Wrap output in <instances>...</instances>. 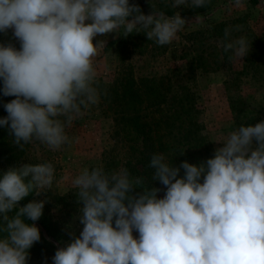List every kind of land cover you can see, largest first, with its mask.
I'll use <instances>...</instances> for the list:
<instances>
[{
    "label": "clouds",
    "instance_id": "obj_1",
    "mask_svg": "<svg viewBox=\"0 0 264 264\" xmlns=\"http://www.w3.org/2000/svg\"><path fill=\"white\" fill-rule=\"evenodd\" d=\"M209 2L173 0L171 7ZM244 5L232 0L234 8ZM186 23L179 12L168 16L154 6L145 15L129 0H0V33L11 29L20 42L19 50L0 43L3 95L16 97L4 105L8 115L0 126H8L20 150L33 141L53 151L72 144L66 128L100 102L94 60L106 41L94 38L142 32L163 46ZM239 30L225 28L220 42L230 60H242L251 48L246 36L232 38ZM218 142L224 146L199 166L184 161L173 167L164 154L152 155V181L165 186L163 198L157 197L161 189L126 168H82L71 183L83 229L57 249L53 264H264V121L241 125ZM54 175L50 162L0 174V264H27L41 234L25 218L39 220L47 200L33 199L10 213L29 194L47 193ZM135 188L143 192L133 195Z\"/></svg>",
    "mask_w": 264,
    "mask_h": 264
},
{
    "label": "trees",
    "instance_id": "obj_2",
    "mask_svg": "<svg viewBox=\"0 0 264 264\" xmlns=\"http://www.w3.org/2000/svg\"><path fill=\"white\" fill-rule=\"evenodd\" d=\"M256 5L258 0H251ZM130 3V2H129ZM139 0L136 5L142 7ZM131 4V3H130ZM161 11L171 16L177 12L170 5L160 4ZM141 9L145 15L151 14L149 7ZM240 18L232 23H239ZM231 22L215 23L210 27H203L198 31L185 35V40L191 43L195 55L190 60L186 73L182 71H167L166 73L152 72L147 75L138 74L134 64L125 58L109 77H97L100 102L93 106L83 116L73 121L66 134L71 139L90 122L101 119L109 120L113 124L110 138L113 141L110 149L104 152L103 166L106 171L114 172L126 168L133 177H143L146 186L161 189L157 197L165 194L166 188L160 181H152L153 169L149 167L153 154L162 153L173 167H179L184 161L199 166L207 159L213 158L215 150L204 133L203 123L198 117V95L192 87L195 72H218L225 69L230 53L223 52L220 42L224 39V30ZM232 32V38L239 37ZM122 34V32H121ZM251 42L249 53L242 58L241 70L237 71V78L228 77L225 81L228 90L232 85L237 90L251 82L264 83V36H257L252 31L245 33ZM12 34L0 33V43H11L17 50L20 43L14 41ZM114 47L127 50H137L140 55L165 54L166 45H157L148 40L144 33H132L128 37L120 35L108 43L106 50ZM131 50V51H132ZM133 53V52H132ZM230 63V62H229ZM230 68V66H228ZM250 77V78H249ZM248 78V80H245ZM0 118L8 114L4 105L15 99L14 96L3 95V80L0 78ZM231 96V95H230ZM232 100V110L236 112L238 127L241 125H255L263 120V106H257L253 111L241 101ZM14 136L10 135L8 126H0V174L10 167H18L23 163L41 164L51 163L57 173V160L61 148L53 151L38 141L24 145L23 150L13 143ZM186 148V149H185ZM185 149L184 154H179ZM184 175L181 169L179 176ZM202 182V181H201ZM142 188L133 189V195L142 193ZM76 196L71 194L60 196L52 191L39 197L29 194L17 203L15 211L25 206L33 199L47 200L41 218L35 222H25L35 225L40 230L41 239L29 249L27 264H53L55 252L65 246L69 238L68 229L59 217V204L68 205L69 200ZM65 210L66 207H64ZM5 235L0 232V237Z\"/></svg>",
    "mask_w": 264,
    "mask_h": 264
},
{
    "label": "rangeland",
    "instance_id": "obj_3",
    "mask_svg": "<svg viewBox=\"0 0 264 264\" xmlns=\"http://www.w3.org/2000/svg\"><path fill=\"white\" fill-rule=\"evenodd\" d=\"M138 1L129 0L131 4H136ZM140 1L142 2L140 8L149 7L150 12H152V6L159 10L160 4L170 5L171 7L173 2V0ZM258 1V4L254 5L251 0H245L244 7L239 9L232 7V0H210L206 7L199 8L184 5L177 6L175 10L180 13L187 23L185 29L177 34V38L171 44L166 45L168 51L161 55L159 53L154 56L151 54L140 55L137 50L132 49V51L127 50L123 53L124 50L118 47L107 51L108 43L117 39L120 35L116 33L98 35L94 38V43L100 40L106 41V46L100 50L94 60L98 77H109L114 74L124 58L127 62L131 61L134 64L138 74L166 73L169 70H180L186 73L195 52L193 46H191L192 44L186 42L185 35L198 31L203 27H210L215 23L231 22V27L240 26V30L234 32L238 36L252 31L257 36L262 37L264 36V0ZM197 15L200 16L199 21H196ZM238 18L241 19L239 23H232ZM8 31L12 34L14 41L20 43L13 36V30L9 29ZM241 62V59H229L226 68L218 72L203 73L200 69L195 72L192 87L198 95L197 113L200 122L203 123L204 133L213 145L214 150L224 146L222 142L218 141H222L231 131L239 128L236 112L234 113L232 110L230 97L235 102L241 101L242 104L247 105L250 111H253L257 106H263L262 121H264V83L250 81L238 90L233 85L231 90H228L225 84L228 77L231 79L237 78V71L241 70ZM245 80H248V78ZM112 127L113 124L109 120L92 121L84 126L80 133H74L71 137L74 142L61 148L59 152L57 173L54 177L53 186L49 191L60 196L68 194L73 197L76 196L75 200L73 198L69 200L68 205L59 204L61 209L59 217L69 231L66 245L74 237H78L83 229V225L77 219L81 205L77 203L76 189L72 186L71 180L84 167L91 169L103 165L104 152L110 149V144L113 143L110 138ZM76 138H78V142H75ZM163 196L164 194L160 195V198H163ZM133 235L138 238V232L135 230Z\"/></svg>",
    "mask_w": 264,
    "mask_h": 264
}]
</instances>
